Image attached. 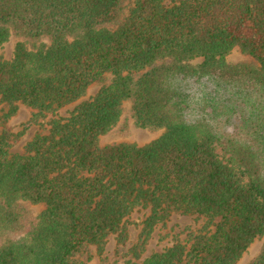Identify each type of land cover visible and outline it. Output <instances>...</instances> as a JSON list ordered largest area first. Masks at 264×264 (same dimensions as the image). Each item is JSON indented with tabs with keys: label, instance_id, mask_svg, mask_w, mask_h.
Here are the masks:
<instances>
[{
	"label": "trees",
	"instance_id": "obj_1",
	"mask_svg": "<svg viewBox=\"0 0 264 264\" xmlns=\"http://www.w3.org/2000/svg\"><path fill=\"white\" fill-rule=\"evenodd\" d=\"M0 107V264H90L136 212L134 259L203 221L137 264H237L264 238V0H0ZM125 111L159 137L101 144Z\"/></svg>",
	"mask_w": 264,
	"mask_h": 264
},
{
	"label": "rangeland",
	"instance_id": "obj_2",
	"mask_svg": "<svg viewBox=\"0 0 264 264\" xmlns=\"http://www.w3.org/2000/svg\"><path fill=\"white\" fill-rule=\"evenodd\" d=\"M13 53V43H8L4 46L2 49V56H4L5 59L9 60ZM241 52L233 51L229 56L227 57V60L232 63H237L244 61L245 58ZM97 86H92V88L89 89L88 97L94 95L97 91ZM72 109V108H68ZM62 110L61 115H66V111L68 110ZM3 115L2 108L0 107V118ZM30 118L29 110H27L25 107H20V110L17 115L12 117L8 125L12 127L11 130L13 132H19L22 131L24 128V125L28 122ZM122 121L120 122V125L117 126L116 129H114L111 133L101 138V144L107 145V144H113V143H133L138 146H143L152 140L159 137L160 132H151L147 130H141L136 128L132 120L129 117V114L127 111L122 116ZM1 121V120H0ZM42 128L38 126H31L30 129H27V131L24 133V135L21 137L18 145L13 149V151L21 152L23 149V146L30 141L38 132H41ZM221 147H217V152L222 156ZM142 212H136L133 214L131 221H133L135 224L129 225V232H128V239L124 244H118L115 237L111 236L109 238V241L107 243L106 249L103 253L98 254L96 251H93V260L90 262V264H137L141 262L144 258L148 257L149 255L162 251L165 247L169 246L170 243V237L166 238L167 231L172 228L173 234L182 233L181 238L184 239L186 233L191 230L195 231L199 229L203 225V221L200 219H197L194 216H181V215H173L168 222V230H162L160 231L159 236V230H156L155 233L152 236V239L148 242V245L145 248V252L142 254L140 259H134L131 254V248L134 246V244L137 242L138 234L140 231L139 223L141 222V219L143 218ZM164 237V238H162ZM264 241V238L256 240L249 249L245 252V254L242 256L240 261L237 264H247L260 250L262 243Z\"/></svg>",
	"mask_w": 264,
	"mask_h": 264
}]
</instances>
